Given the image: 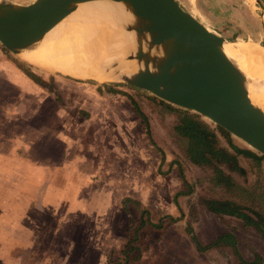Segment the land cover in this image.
Masks as SVG:
<instances>
[{"label":"rangeland","instance_id":"374dc122","mask_svg":"<svg viewBox=\"0 0 264 264\" xmlns=\"http://www.w3.org/2000/svg\"><path fill=\"white\" fill-rule=\"evenodd\" d=\"M8 1L19 4L26 2ZM176 1L211 33L228 41H251L264 46V0H258L257 4L254 0ZM0 47L4 49L1 45ZM24 65L43 81L45 88L56 96L55 100L63 104L66 119H73L79 127L74 126V132L70 134L72 139H69L72 145L67 148L60 140L52 142L46 138L42 144L33 143L28 151L48 157L46 162L50 164L56 162L52 160L53 157L62 158L63 153L76 156L82 162L86 157L84 163L90 169L107 166L105 169L109 171H125V179L134 184L130 191L125 188V184H120L119 191H114L113 199L119 204L115 213L118 225L115 227L117 235L122 238L109 241L105 248L106 257L102 261L97 257L96 264H122L120 249L126 246V242L139 227V239L135 246L137 249L130 254L132 264H264V213L261 212V218L252 214V211L254 213L260 211L261 207L264 208V159L258 170L251 158L241 156V170L228 172L238 185L247 189L245 193L215 186L211 182V169L194 166L187 160L184 154L186 143L173 133L176 122L174 111L159 107L156 101L147 98L146 92L110 82L102 88L93 83L52 76ZM2 98L7 102L10 100L8 97ZM108 105L115 116L120 115L116 114L118 110L132 121L127 126L134 128L132 131H135V138L137 137L135 147L120 143L116 144L117 150L111 151L112 147L106 148L102 144L103 139L111 135L112 141L115 139L119 142L120 139L115 137L119 129L103 137L99 131L101 127L92 123L94 120L87 121L92 119L90 116L95 115L94 110L98 111L102 106ZM135 109L141 112V116ZM52 110L53 107H49V118ZM201 119L215 130L212 123ZM95 120L98 121L99 118ZM90 123L96 128L93 129L94 135L87 134L88 128L85 125ZM113 123L116 124L114 121ZM48 132L53 137L57 134L52 128H48ZM215 134L220 144L229 148L216 130ZM18 137L20 138L19 135ZM229 137L234 147L240 151H250L243 142L230 135ZM40 138L43 139L42 136ZM36 159H32L35 161L32 163L35 164ZM120 177L115 176L116 181H120ZM89 179L96 185L109 181L108 177L96 175H91ZM58 180L55 177L46 181V184L49 187L57 186L60 183ZM28 182L30 183V178ZM18 185L21 183H17L15 207L12 206L15 202V199L12 200L14 193L0 192V235L14 229L21 235L28 230L30 236L27 237H32V242H19L17 253L21 255L16 257L20 264H62L61 257L47 255L60 248V243L58 245L59 241L56 240H60V233L65 230L68 232L67 227L65 230L60 228V216L66 215L62 213L60 206L57 208L51 200L44 201L50 198L48 195L55 197L56 193L49 191L47 185H30L26 187V191ZM82 196L87 198L86 193H82ZM93 196L99 198L97 192H93ZM111 196L110 191L106 195L101 194L102 199H110ZM209 200L231 201L239 207L237 213L241 216H216L206 207ZM242 215L250 218L253 224H248V220L242 218ZM223 234L233 237L235 248L224 244L204 251L198 250L197 245L207 247ZM1 243L9 245L7 241ZM65 258L66 264H77L78 256L66 255ZM81 258V264L95 263L93 255Z\"/></svg>","mask_w":264,"mask_h":264},{"label":"water","instance_id":"95a60500","mask_svg":"<svg viewBox=\"0 0 264 264\" xmlns=\"http://www.w3.org/2000/svg\"><path fill=\"white\" fill-rule=\"evenodd\" d=\"M64 1L19 4L0 0V45L21 61L19 49L30 51L37 28L45 32L60 21L57 9ZM88 1L119 5L130 15L125 31L133 33L134 43L122 62H134L135 68L124 74L118 61L110 62L106 71L114 79L110 83L145 91L163 103L194 113L243 142L250 150L243 151L245 154L264 158V113L239 96L246 86L244 74L212 49L214 45L224 52L223 45L231 41L208 31L176 0ZM44 73L71 79L53 71ZM71 80L105 88V84Z\"/></svg>","mask_w":264,"mask_h":264},{"label":"crops","instance_id":"0c3cea01","mask_svg":"<svg viewBox=\"0 0 264 264\" xmlns=\"http://www.w3.org/2000/svg\"><path fill=\"white\" fill-rule=\"evenodd\" d=\"M12 58H14L13 55L6 54L0 47V192L14 193L12 200L15 199V202L12 203V206L15 207V192L17 191L18 182L21 183L18 186L23 187L22 190L26 191L27 186L47 185L46 181L58 177L60 187L59 184L57 186L52 185V187L47 185L46 187L49 191L56 193V196L51 197L48 195L50 198L44 201L51 200L57 208L60 206L62 213L66 214L60 216V228L62 227L65 230V227H67L68 232L65 230L60 233V240L56 239L57 242L59 241L57 244L60 243V248L48 252L47 255L61 257L62 264L67 263L66 255L78 256L77 264L82 263L83 258L81 257L93 255L95 256L94 264H96L98 262L97 257H100L99 260L101 261L103 257H106V244H109V241L114 238L119 239L121 237L117 235L118 232L115 227L118 222L115 213L119 204L113 199L114 191H119L120 187L118 186L120 184H125V188L130 191L134 184L125 179V171L121 173H117L113 169L109 171L105 169L107 166L90 169L89 165L84 163L86 157L83 158L84 161L82 162L76 156L63 153L62 158L61 156L53 157L52 160L56 162L50 164L48 161L46 162L48 157L28 151L33 143L42 144L46 138L52 142L60 140V143L67 148L68 145H72L69 139H72L71 135L74 129L79 127L76 126L77 122L73 119L72 121L66 119L63 104L55 100L56 96L50 93L44 85L35 83L30 79ZM147 96V98L151 97L150 95ZM2 97H8L10 100L7 102ZM51 103L54 105L49 106L52 105ZM108 106H102L98 111H95L94 107L95 115L90 116L92 119L86 120H94L92 123L95 125L97 123V127H101L99 131L103 137L108 133H114L115 129H119L115 135L120 139L119 142L115 139L112 141L111 135L103 139L102 144L106 148L108 146L112 147L111 151L117 150L118 146L116 144L120 145V143L132 144L135 147L137 137L135 138V131H132L134 128L127 126L132 121L125 117L124 112L118 110L116 114L120 115L115 116L111 106ZM158 106L160 107V105ZM49 107H53L50 118L48 116ZM97 118H99L98 121L95 120ZM113 121L116 123L115 125ZM92 123L85 125L86 129L88 128L87 134L89 135H94L93 129H96ZM48 128H52L57 132L55 137L49 135ZM18 135L20 136L19 139L17 138ZM27 140L31 142L28 143ZM34 158H37L35 164L32 163ZM91 175L108 177L109 181H105L104 184L99 182V185H96L90 182L89 177ZM117 175L121 176L120 181H116L115 176ZM109 191L112 193L110 199H102L101 194L106 195ZM93 192H97L99 198L96 199ZM82 193H86L87 198L82 196ZM114 229L116 230L114 231ZM134 234L126 242V246L120 249L122 263L125 257L122 251L129 248V243L133 239H136L133 244L137 245L139 238L135 237ZM27 236H30L27 229L21 235H18L15 229L7 234L0 235V262L2 264H20L19 259L16 257L21 255L17 253L18 247H20L18 244L21 240L26 243L32 242V237ZM4 241H7L10 247L1 243ZM135 248L137 249V247Z\"/></svg>","mask_w":264,"mask_h":264},{"label":"bare ground","instance_id":"6f19581e","mask_svg":"<svg viewBox=\"0 0 264 264\" xmlns=\"http://www.w3.org/2000/svg\"><path fill=\"white\" fill-rule=\"evenodd\" d=\"M57 10L60 21L45 32L37 28L30 51L18 48L21 61L44 72L97 84L114 80L106 74L114 60L124 74L134 71V62H122L134 43L133 33L125 31L130 15L124 7L109 2L66 0ZM212 49L244 74L246 86L240 89L239 96L264 113V48L251 41H231L223 45L224 52L214 45Z\"/></svg>","mask_w":264,"mask_h":264},{"label":"trees","instance_id":"16d2710c","mask_svg":"<svg viewBox=\"0 0 264 264\" xmlns=\"http://www.w3.org/2000/svg\"><path fill=\"white\" fill-rule=\"evenodd\" d=\"M6 54L9 55V52L3 49ZM12 60L24 71V73L32 79L35 83L42 84L43 82L39 77L34 75L28 67H26L23 63L18 61L15 58ZM151 101H156L158 105L168 109V111H174L176 115V122L173 125V133L181 138L186 143V147L184 149V154L187 160L194 166L197 167H207L212 170L211 182L215 186H223L226 189L233 188L237 191L245 193L247 189H243L240 185H238L234 179L228 174V172H237L239 169V157H249L253 160L254 165L259 170L261 166V161L264 158H255L245 154L243 151H240L236 147L231 144V140L229 134L223 131L222 129L216 127L215 130L225 139L229 148L223 147L216 134L215 130L212 129L205 121H203L200 117L193 116L190 112L173 107L161 101H158L156 98H148ZM135 111L141 116V112L137 109ZM145 121V120H144ZM207 209L216 216H241L237 213L238 206L233 202H221L216 200H209L206 202ZM261 212L264 213V208L261 207L260 211L254 212L255 217L261 218ZM242 218H246L248 220V224H253L250 218L242 215ZM142 227V226H141ZM140 227L135 232L134 236L137 237V232ZM136 239L132 240L129 244V248L125 249L124 254V262L122 264H132L130 259V254L136 250L135 242ZM230 245L232 248H235V242L231 235L223 234L220 235L217 239L213 241L207 247H201L197 245L199 251H204L211 247H219L223 245ZM130 259V260H129Z\"/></svg>","mask_w":264,"mask_h":264}]
</instances>
